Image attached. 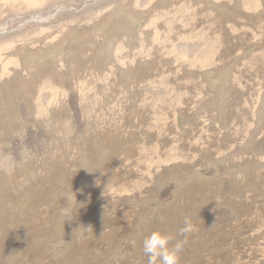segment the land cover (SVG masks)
Returning <instances> with one entry per match:
<instances>
[{
    "label": "rangeland",
    "instance_id": "obj_1",
    "mask_svg": "<svg viewBox=\"0 0 264 264\" xmlns=\"http://www.w3.org/2000/svg\"><path fill=\"white\" fill-rule=\"evenodd\" d=\"M185 219L180 264H264V0H0V264Z\"/></svg>",
    "mask_w": 264,
    "mask_h": 264
},
{
    "label": "clouds",
    "instance_id": "obj_2",
    "mask_svg": "<svg viewBox=\"0 0 264 264\" xmlns=\"http://www.w3.org/2000/svg\"><path fill=\"white\" fill-rule=\"evenodd\" d=\"M217 207L213 209L215 212ZM91 229V228H90ZM196 231L189 219H185L184 226L180 228L179 235L184 240L176 241L173 236L160 232H153L142 241L143 255L148 257V264H180V253L184 250L187 238Z\"/></svg>",
    "mask_w": 264,
    "mask_h": 264
},
{
    "label": "water",
    "instance_id": "obj_3",
    "mask_svg": "<svg viewBox=\"0 0 264 264\" xmlns=\"http://www.w3.org/2000/svg\"><path fill=\"white\" fill-rule=\"evenodd\" d=\"M62 11H71V9H66V8H63V9H61Z\"/></svg>",
    "mask_w": 264,
    "mask_h": 264
},
{
    "label": "bare ground",
    "instance_id": "obj_4",
    "mask_svg": "<svg viewBox=\"0 0 264 264\" xmlns=\"http://www.w3.org/2000/svg\"><path fill=\"white\" fill-rule=\"evenodd\" d=\"M205 18V17H204ZM227 24V23H226ZM228 48V47H227ZM12 143V142H11ZM163 178V177H162ZM236 182V181H235ZM215 196V195H214ZM255 204V203H254ZM210 205V204H209ZM243 205V204H242ZM249 206V205H248ZM9 219V218H8ZM214 223V221H213ZM10 228V227H9ZM140 229V228H139ZM78 230V229H77ZM195 236V235H194ZM191 238V237H190ZM33 264V263H32Z\"/></svg>",
    "mask_w": 264,
    "mask_h": 264
}]
</instances>
